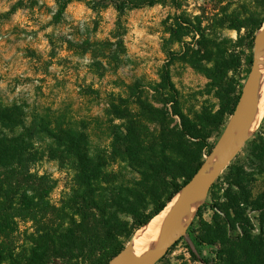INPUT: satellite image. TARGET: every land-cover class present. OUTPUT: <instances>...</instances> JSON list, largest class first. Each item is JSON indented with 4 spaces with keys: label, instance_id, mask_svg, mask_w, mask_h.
I'll return each mask as SVG.
<instances>
[{
    "label": "trees",
    "instance_id": "1",
    "mask_svg": "<svg viewBox=\"0 0 264 264\" xmlns=\"http://www.w3.org/2000/svg\"><path fill=\"white\" fill-rule=\"evenodd\" d=\"M167 1L179 3L181 0H56L60 12L73 2H85L94 10L111 4L123 12ZM223 1H219L212 18H205L204 13L196 25L191 23L190 33L205 38L212 29L227 28L240 33L245 28L254 42L255 33L264 24L261 18L264 0H260L259 5L262 14L252 20L257 14L246 3L241 4L242 0H229L226 6H220ZM232 3L238 6L235 10H231ZM205 21L207 24L203 27ZM114 38L116 45L123 47L120 36L115 34ZM99 45L103 46L102 50L95 48ZM112 46V42L91 44L93 59L119 60V52L112 51ZM160 87L166 91L164 101L172 104V114L180 118V125L171 126L166 118L169 112L165 114L141 98L138 105L143 115L134 113L130 103L121 111L119 95L112 94L109 100H104L111 141L107 149L97 154L92 153L90 118L79 119L49 106H41L29 114L25 106L0 105V264H55L57 261L107 264L123 253L126 241L159 215L202 169L204 155L212 153L215 144H210L209 140L214 128L221 123L223 113L201 118L200 128L192 126L178 108L179 91L168 68L162 75ZM119 119L126 123V134L121 136L119 124H114ZM154 122L159 128L151 132L150 125ZM251 143L255 144L258 172L264 174V133ZM45 158L72 172L69 190L59 203L52 200L57 182L47 173L40 174L36 170ZM119 164L137 174L138 179L130 182L119 175L116 169ZM228 169L231 172L226 179V202L212 205V209L224 214V219L216 216L212 224H204L210 231L204 239L195 238V242L226 245L228 248L219 255V264H264V238L252 235L241 206L262 211L264 197L253 201L245 185L254 182V178L244 167L229 166ZM215 187L216 183L209 197ZM147 196L156 203L149 214L145 212ZM206 203L197 211L199 220L203 219ZM120 215L130 217L131 221L119 222ZM237 225L242 236L230 243L227 231ZM119 226L124 228L121 233ZM214 228L222 229L221 236L216 235ZM190 253L196 258L194 252ZM164 259L157 264H163Z\"/></svg>",
    "mask_w": 264,
    "mask_h": 264
},
{
    "label": "rangeland",
    "instance_id": "2",
    "mask_svg": "<svg viewBox=\"0 0 264 264\" xmlns=\"http://www.w3.org/2000/svg\"><path fill=\"white\" fill-rule=\"evenodd\" d=\"M219 1H167L123 12L111 4L94 10L85 2H73L60 12L56 0H0V105L25 106L29 114L41 106H49L79 119L90 118L92 153L97 154L110 145L104 100H109L112 94L119 95L121 111L128 106L126 103H130L134 113L143 115L138 105L141 98L149 106L165 114L169 112L166 118L171 126L180 125V118L172 114V104L164 101L166 91L160 87L162 75L168 68L179 91L178 108L190 119L192 126L200 128L201 118L223 113L221 123L214 128L209 140L214 145L224 131L233 103L246 82L255 45V40L252 42L245 28L240 33L227 28L212 29L205 38L190 33L191 23L196 25L204 13L205 18L213 17ZM223 2L220 6H226L229 0ZM243 3L257 14L250 20L262 14L260 0H242ZM232 4L231 10H235L238 6ZM206 24L207 21L203 27ZM263 27L264 24L255 33V39ZM115 34L120 36L123 47L116 45ZM103 42L114 44L111 48L119 52V60L93 59L91 44ZM102 47L95 48L102 50ZM114 124H119V136L126 134L124 121L119 119ZM158 128L155 122L150 125L151 132ZM263 133L264 119L257 131L242 142L229 165L231 168L244 167L254 178V182L245 185L252 193L253 201L264 197V174L258 172L259 162L251 140ZM209 159L204 155L205 162ZM116 169L130 182L138 179L137 174L125 169L124 165L119 164ZM36 170L40 174L47 173L57 182L52 200L59 203L69 190L72 172L61 169L47 158L36 166ZM230 172L227 168L221 174L210 197L201 203L207 202L203 219L195 216L177 239V245L167 253L163 264H205L203 259L210 264L220 263L219 255L228 247L222 243L211 246L202 242L198 245L195 238L207 237L210 230L204 224H212L216 216L224 219V214L212 209V205L226 202V179ZM146 206V214L156 207L151 196H147ZM241 206L249 220L252 235L264 238V210ZM122 221L130 222L131 219L120 215L119 222ZM123 229L119 226V232ZM214 231L218 237L221 236L222 229L214 228ZM227 232L230 243L242 236L238 225ZM130 241H126L125 250Z\"/></svg>",
    "mask_w": 264,
    "mask_h": 264
},
{
    "label": "water",
    "instance_id": "3",
    "mask_svg": "<svg viewBox=\"0 0 264 264\" xmlns=\"http://www.w3.org/2000/svg\"><path fill=\"white\" fill-rule=\"evenodd\" d=\"M263 59L264 27L255 39L251 69L238 102L209 156L212 158L213 165L205 170L209 161L205 162L202 169L179 191L177 194L179 195V199L169 212L161 236L153 250L138 257L126 256L127 253L125 251L131 250L133 247L135 234L126 250L112 258L107 264H157L175 245L177 239L182 234L180 232L188 208L193 203L203 201L209 196L213 185L234 160L240 145L244 141L237 143V129L239 123L248 117L253 110L258 91L259 70Z\"/></svg>",
    "mask_w": 264,
    "mask_h": 264
},
{
    "label": "bare ground",
    "instance_id": "4",
    "mask_svg": "<svg viewBox=\"0 0 264 264\" xmlns=\"http://www.w3.org/2000/svg\"><path fill=\"white\" fill-rule=\"evenodd\" d=\"M264 119V59L262 60L259 70V83L256 100L253 110L248 117L243 119L238 126L236 141L237 143L249 139L259 128ZM213 165L212 158L209 159L205 170ZM179 199L177 195L167 207L157 216H155L146 226L142 227L133 239V247L130 253L126 254L129 257H138L142 254L150 252L156 246L161 233L163 231L167 216ZM203 201L193 203L185 214L181 233H183L194 220L196 213Z\"/></svg>",
    "mask_w": 264,
    "mask_h": 264
}]
</instances>
